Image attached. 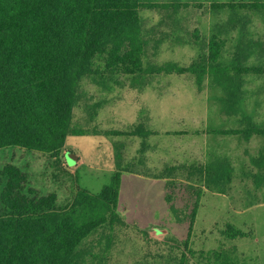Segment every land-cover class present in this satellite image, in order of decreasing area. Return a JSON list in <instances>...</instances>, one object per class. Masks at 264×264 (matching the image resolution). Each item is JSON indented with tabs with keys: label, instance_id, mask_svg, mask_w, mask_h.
I'll return each instance as SVG.
<instances>
[{
	"label": "trees",
	"instance_id": "trees-1",
	"mask_svg": "<svg viewBox=\"0 0 264 264\" xmlns=\"http://www.w3.org/2000/svg\"><path fill=\"white\" fill-rule=\"evenodd\" d=\"M217 6L227 19L212 29L208 53L201 60L187 67L168 63L145 70L140 12L153 4L139 0H0V150L20 147L60 159L68 138L84 135L72 129V121L79 84L88 76L191 75L199 90L208 77L210 89H222L224 103L236 110L244 95V76L251 71L264 74V68L247 66L254 55L261 56L255 53L260 51L257 43L247 35L253 17L264 14V1L236 0ZM143 127L128 134L145 138L151 133ZM228 133L249 139L255 134L264 136V129L254 126ZM116 169L110 184L99 193L78 186L71 200L60 206L57 194L41 195L29 188L25 171L7 165L0 171V187L7 181L1 194L0 264H108L83 244L102 228L126 225L118 214L125 169L119 162ZM190 169L195 174L182 183L169 181L165 191L170 215L191 229L203 187L210 191L226 188L233 168L229 161L218 160ZM178 201L184 211L176 208ZM182 213L189 219L182 218ZM222 234L231 240L251 235L230 224ZM200 257L204 264H249L235 248L223 246L202 251ZM181 264L191 263L183 257Z\"/></svg>",
	"mask_w": 264,
	"mask_h": 264
},
{
	"label": "rangeland",
	"instance_id": "rangeland-1",
	"mask_svg": "<svg viewBox=\"0 0 264 264\" xmlns=\"http://www.w3.org/2000/svg\"><path fill=\"white\" fill-rule=\"evenodd\" d=\"M232 1L236 0H139L142 4L155 6L150 9L144 8L140 12L142 36L146 42L145 70L168 63H178L187 67L201 60L208 53L212 29L223 19H227L220 13L221 9L217 5ZM251 28L254 32H264V14L255 15ZM260 59L264 62L263 54L260 57H252L251 63L259 62ZM208 90L205 82L201 91H198L196 81L191 75L150 78L144 75L136 79L123 75L110 77L109 74L85 77L78 87V99L72 121V129L83 132L84 135L68 138L67 145L72 150H69L66 158L68 165L73 166L78 162L80 155L86 163L92 164L94 169L84 165L80 168L79 174L68 170L63 159L66 147L60 159L38 151L10 147L0 150V171L10 164L19 167L29 175V188L37 190L41 195L57 194L60 206L71 200L72 192L78 186L97 193L109 179L107 168L111 162L116 164L119 162L125 171L131 172L143 163L140 138L128 133L133 132L139 125L145 128L143 119L149 122L151 120V117L148 116L149 119L146 117L147 115L156 117L152 123L159 126V130L162 129L161 123L163 127L168 126L175 132L203 128L204 125L201 126L200 123L204 118L201 122L199 119L202 114H205L204 117L207 119L206 125L213 128L225 127L227 123L223 121L222 124L218 114L220 104L213 103L217 95L213 101H208L209 104L204 100V96L209 94ZM155 94L159 99L157 96L154 98ZM260 98L263 102L264 93ZM146 101L149 114L145 115V112L139 113L138 109L145 106ZM214 105L215 108L207 109ZM240 106L243 107V102ZM253 106L254 104L251 105ZM260 118L256 123H259L260 129H264V108L261 110ZM242 121L244 130L254 127L246 123L248 120ZM232 126L237 127L235 123ZM182 136L176 137L175 141H179V138L184 140L189 138ZM235 138L236 136L224 138L223 140L227 141H224L223 148L227 149L229 141ZM202 140V137L198 138V145L202 144ZM242 146L239 145L238 148ZM167 150L166 144H160L157 156L165 154ZM176 168L179 167L167 168L165 171L164 176L170 178V182L182 183L190 174H195L190 168L183 166L178 170ZM127 180L123 182L118 205V214L126 225H117L114 229L102 228L83 244L87 248H92L95 254H99L98 259L106 258L108 264H181L182 258L186 257V261L191 264H204L200 252H209L222 246L227 249L238 246L237 243L233 245L229 239L221 238V220L216 219L212 210L216 208L215 202L205 200L200 209L203 198L199 201L200 214L197 213L190 229L187 224L176 223L169 210L167 212L165 198L162 195V183L151 185L138 179ZM6 183L4 180L0 187V216L1 194ZM244 183L251 189L246 188L242 196H239L241 193L234 194L233 205L243 207L256 203L264 204V188H252L259 185V182ZM229 203H224L223 206L226 208L230 206ZM175 206L184 211L185 206L179 201L175 202ZM184 214L182 213V218L189 219V216ZM245 219L255 223L259 236V241L247 248L249 254L246 261L249 264H264V239L260 238L264 233V207H257ZM216 223L219 226H216ZM237 253L243 260L244 257Z\"/></svg>",
	"mask_w": 264,
	"mask_h": 264
},
{
	"label": "crops",
	"instance_id": "crops-1",
	"mask_svg": "<svg viewBox=\"0 0 264 264\" xmlns=\"http://www.w3.org/2000/svg\"><path fill=\"white\" fill-rule=\"evenodd\" d=\"M254 20H255V16L253 17V21ZM251 31L252 32H250L247 36L250 39L252 38L253 42L257 43L256 48L260 49V51L255 53L264 55V32H254L252 28ZM255 56L256 55H254L253 57ZM247 66L249 68H257V69L264 68V62L262 61L259 62L255 61L253 63L249 62ZM205 82H207V86L210 91L208 90L209 94L207 93L206 96H204L205 97L204 100H206L207 104H209L208 101L211 100L213 101V99L215 98L214 96L217 95L213 103L218 102L220 104L218 106L219 109L218 114L220 120L222 121L221 123L223 124V121L227 123L225 127L213 128L210 127V125H206L207 119L206 117H204L205 114H202L203 117L201 115L199 119L201 122V120L204 118V120L200 123L201 126L204 125L203 128L196 127V129L189 131L175 132L170 130L168 126L163 127V123H161L162 129L159 130L158 129L159 126H155V123H152L153 118L156 119V117L155 116L153 117L152 115L150 116L148 110L149 106L147 105L148 101H146L145 106L137 109L139 113L145 112V115L149 114L146 116L147 118L148 116L151 117L150 118L151 123L149 121H145L144 119L142 121L146 125L145 131L150 132L151 134H149L145 138L138 137L140 138V144L142 145V148L140 149L143 150V156H144L143 163L137 166L135 171L123 172L120 197H121L123 182L125 179H128L127 181L138 179L151 185L154 183H162L163 184L162 195H164L165 207L168 212L169 206L166 202L165 188H166V183L170 181V178L164 176L166 175L165 171L167 168L176 167V166H186L188 168H191L193 166L206 167L209 166L210 164L217 162L218 160H227L230 162L233 168V174L231 176L230 185L227 186L226 188H216L213 191H210L205 187H203L205 195L203 196V201L200 206V209L204 205L205 200H211L215 202L216 208L212 210L216 216V219L218 221L221 220L220 223L221 235H222L221 238L225 240H227V238L222 233L226 229L228 224L235 226L237 229L245 233L251 234L249 237H240L233 240L229 239L233 243V245L237 243L238 246L235 249L237 250V252H239L242 255V257L246 258L249 254L247 248L251 246L252 243H256L257 241H259V236L256 233L257 231L255 229V223L251 220L245 219V217L251 215V213L257 207L258 208L264 207V204L256 203V204L239 207L233 205V198H235L234 194L239 195L241 193V195L239 196H242V192H244L246 188L251 189L250 186L245 185L244 183L245 181H248L251 184H253L252 181H254V183L259 182V185L252 187L254 189L264 188V136L255 134L251 136L249 139H246V136H244L243 134H231L228 132L244 130L242 127L244 122L242 120H248V122L246 123L251 124L252 126L259 127V123H256V121L261 119L260 118L261 110L264 108L263 106L264 101L262 102L260 98L261 94L264 93L263 92L264 74H258L254 71H251L244 76V85H243L244 95L241 97V101L236 110L230 109L226 106V103H224L226 97L222 89L218 87L215 88L214 91L210 89V78L207 77ZM150 90L154 91L153 89ZM198 91L201 90L198 89ZM156 96L157 95L155 94L154 98ZM158 97L159 96H157L156 98ZM241 102H243L242 108L240 106ZM251 103L254 104L253 107H251L252 105ZM212 108H215V105L207 109H212ZM208 112L210 113V111ZM234 123L235 125H237V127L232 126L234 125ZM182 135H184L185 137L189 136L190 139L188 138L184 140V138H179L178 139L179 141H175L176 137H183ZM233 136H236L235 140L229 141V145L227 149H224L222 145L224 144V141L227 140H223V139ZM199 137H202L203 140H202V144L198 145ZM67 143L65 146L66 151L64 150L65 153L63 159L68 170L75 171L77 172V174H79L80 168L84 165L86 167H89L90 169H94L92 164L86 163V161H84V159L80 155H78L79 156L78 162L74 163L75 165L73 166H69L66 157L69 150L72 149L67 145ZM160 144L162 145L166 144L168 146V150L165 154L157 156L158 146ZM239 145H243V146L241 148H238ZM138 151H136V154ZM256 160H258L257 163ZM110 164L111 165L107 168V172L109 173V179L104 182L105 185L110 184L111 178L115 173V171L117 170L116 169L117 164L115 162L114 163L111 162ZM97 169L99 170V168ZM99 172L102 171L99 170ZM105 185H103V187ZM101 190H99L97 193H99ZM93 192L96 193V191ZM238 199L240 198L238 197ZM228 202H230L229 203L230 206L225 208L223 205L224 203H228ZM200 209L198 211V215L200 214ZM207 214L208 212L205 213V215ZM216 226L219 225L216 223ZM260 238L264 239V233ZM239 246L240 247L242 246L241 250Z\"/></svg>",
	"mask_w": 264,
	"mask_h": 264
}]
</instances>
